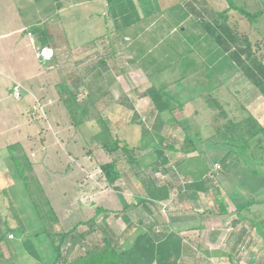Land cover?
Here are the masks:
<instances>
[{"label": "rangeland", "instance_id": "rangeland-1", "mask_svg": "<svg viewBox=\"0 0 264 264\" xmlns=\"http://www.w3.org/2000/svg\"><path fill=\"white\" fill-rule=\"evenodd\" d=\"M28 1L0 0V48L3 49V56H0V202L1 192L5 189L23 215L24 224L32 233L40 228L58 234L69 231L76 224L78 233H86L89 227L84 223L93 219L95 225L105 228L107 236L117 240L123 230H126V221L122 213L131 224L141 223L139 227L136 226V230L139 228L136 232L143 231L142 227L148 225L152 221L151 218L139 208L122 210L123 204L121 205L119 199L122 197L126 204H134L132 194L139 188L125 179L109 185L100 172L101 164L119 159L122 155L118 152L108 154L100 148H94L95 143L91 137L93 126L85 124L81 129H75L57 91L58 86L65 83L67 76L72 78L74 75L78 77L90 75L98 67L103 74L107 72L98 63L102 58V51L98 49L97 44L76 47V43L89 42L112 30V19L100 11V9L104 11L106 6L103 2L89 6L85 12H95L98 16H91L86 22L84 27L90 26L88 32L82 35L74 28L69 34V43L73 44L71 46H74L73 49L66 50V43H54L55 60L44 64L41 62L44 60L42 53L38 54L37 48L32 47L35 39L29 38V47H23L22 44L19 47L16 44L19 35L11 36L13 33L8 35L17 31L21 27V22L29 19L27 15L30 8L31 14H34V6L38 0H32L31 3ZM253 1L255 11L264 6V0ZM207 2L217 11L226 9L227 0H223L222 4L220 0ZM15 4L18 5L17 13L21 14L22 21L19 22L12 10ZM237 4L240 2H236ZM39 10L43 11L42 8ZM232 14L229 23L236 24V29L248 35L251 41L264 37V20L250 25L239 19L235 13ZM74 21L76 24L78 21L82 22L81 18L78 20L74 18ZM151 21L152 19H148L143 24L131 30L125 29L117 35L119 37L126 34L142 40L139 42L137 54L144 70L138 65L137 60L133 61L135 59L133 56L126 58L118 55L107 64H112L108 72L114 77L113 94L119 93L115 86H120L126 94L133 91L141 94L151 86L166 88L164 90L166 96L173 98L170 106L175 105L173 113H166L163 118L168 125L174 118L181 119L182 123L180 128H164L161 131L164 137L170 140V144L176 148L180 147L186 135L182 128L187 127L188 135L192 136L200 132L202 140L197 143L199 155L203 156L206 163L204 168L207 172L204 178L198 177L200 169L195 167L183 168L182 174L177 168L172 167L177 172L176 177H172V173L153 176L160 182L175 184L170 191V198L158 203L159 214L162 219L167 220L170 218L169 213H172L182 227L180 231L174 227L173 231L196 250L195 259H184L180 264H264V246L255 230L245 220H240L239 227L245 229L244 243L233 247L230 243L233 229L228 228L232 220H235V205L244 204L252 199L264 200V132H257L250 139L239 138L240 135L247 133L245 127V129L242 127L245 132L241 127L228 129L225 138L217 133L218 130H223L224 124L226 125L228 121L242 120L246 112L264 128V97L238 69L227 68L231 62L219 48L215 45L210 46L209 41L196 44L201 29L192 20L187 19L186 23L175 26L172 31L170 30L174 27L172 24L163 25L160 20H156L148 27ZM24 34L26 35V31L22 36ZM51 35L54 40L59 34L54 31ZM117 52L119 54L124 50ZM142 54L145 55L141 56ZM147 59L153 62L144 63ZM92 66H96L94 70ZM149 68L153 69L151 73H147ZM15 85L19 87L18 92L13 90ZM78 92L77 98L81 100L86 91L80 87ZM132 93L129 95L130 98L136 96ZM150 100L149 97L138 99L132 109H128L117 97L110 103L103 104L104 106L100 103L98 109L107 119V124L114 134L127 129L129 131L127 135H133L134 141L140 132L135 121H132L133 114L136 112L141 119L148 115ZM177 104H183V107L176 109ZM128 124L132 128H129ZM250 130H253L252 126ZM237 138L240 139L239 143L237 142L238 147L234 148L237 155L231 153L232 156L222 164L221 160L231 149L225 142L236 141ZM245 140L247 145H244ZM18 143L31 165V168L27 169V174L31 189L36 191L32 200L19 180L10 158L11 155L17 156L18 151L10 152L8 146ZM165 152L169 158L187 160L190 157V154H176L169 150ZM229 160L231 163L227 168L226 163ZM189 171H192L194 176L189 174ZM196 178L210 181L205 184L208 192L197 197L201 209H194L191 198L189 196L183 198L179 193V188H184L186 182L197 180ZM234 183L242 190L239 189V195L235 194L236 201H232L228 196L232 190L229 184L234 186ZM215 200L225 207L226 215L219 214ZM46 202H49L54 211L53 217L58 218V222L52 225L50 216L45 211ZM97 208L106 212L97 214L95 211ZM242 215L247 220L258 221L264 216V204L252 206ZM157 222L159 225L162 223L158 219ZM95 225L92 230L95 229ZM194 226L203 228L198 229ZM157 230H160L159 226ZM213 233L216 235L215 239L210 241L209 236ZM102 237L103 232L98 230L87 234L80 244L75 246L68 259L82 255L88 246L101 244ZM121 244H125L124 241L118 242V246ZM37 245L42 257L41 262L52 264L55 253L49 237L43 236L42 242ZM67 245L64 244L61 248L63 254L67 252ZM15 252L27 259L29 264H37L20 245ZM222 252L229 253L228 256L232 258L221 255Z\"/></svg>", "mask_w": 264, "mask_h": 264}, {"label": "trees", "instance_id": "trees-1", "mask_svg": "<svg viewBox=\"0 0 264 264\" xmlns=\"http://www.w3.org/2000/svg\"><path fill=\"white\" fill-rule=\"evenodd\" d=\"M52 1L53 6L50 7L49 11H59L63 8L64 4L61 0ZM148 1L150 0H106L107 9L105 15L112 19V30L106 33V35L95 38L84 44L85 47L97 44L98 48L102 51V58L98 61L101 66H106L107 62L111 61L112 57L117 53V50H115L111 55L106 54L108 43L114 46L117 44V42H115L116 37L122 39L121 36H117L120 32L141 21L136 3L143 11L148 12L147 6L145 5ZM227 3L228 6L222 11H217L211 7L207 0H184L181 2V7L186 16H188L195 25L200 26L199 43L202 44L209 41L210 46L215 45L219 48L231 62L229 64L230 66L227 68L238 69L264 97V37L257 39V41H251L248 35L236 29V24L229 23L233 15L232 13H235L239 16V19L246 21L248 24H256L264 15V8L251 13L244 7L237 6L232 0H227ZM27 31L35 39V47L37 48L38 54L41 53L43 49L50 46L48 34L43 26L34 24L30 26ZM51 59L52 56L49 60ZM152 62L153 61L150 59H147L144 63L150 64ZM151 70L153 69L149 68L147 73H151ZM110 78L112 79L111 81L108 80ZM112 81L113 78L109 73L103 74L98 69H95L90 75L85 74L81 77L74 75L72 78L67 76L65 78V83H61L58 86L57 91L59 99L69 115V121L75 129L79 130L85 124H91V126H93L91 137L95 143L94 148H100L108 154L118 152L122 155L121 159L112 160L100 165V172L106 182L109 185H113L118 180L128 177L133 178L141 187L142 195L134 196L135 205L133 206L126 204L125 199L119 197L121 205L123 204L122 210L126 211L130 207L139 208L147 217H150L152 221L143 227V231L133 234V226L130 225V220L122 213L121 215L126 221L127 230H125L117 240L107 236L108 233L105 228L95 225L93 219H89L84 223L89 227L86 233H78L76 224L67 232L56 234L43 230V232L38 235L49 237L53 244L55 259L52 264H180L184 259H195L196 250L192 249L189 243L182 241L178 233L173 231V228L176 226L175 224L178 223L173 217V214L169 213L170 218L167 220L162 219L161 214H159L157 202L167 201L169 199L172 188L171 185L162 181L160 182L159 179L153 176L156 174L168 175V173H172V177L178 176L176 174L177 172L172 167L177 168L178 172L182 174V169H179L177 163L170 161L165 150H169L171 153L184 155L199 153L197 141L201 142L202 140L200 132H196L195 135L192 136L190 134L188 135L187 127L182 128L186 135L179 145L180 147L176 148L170 144V140L166 139L161 131L164 128H180L182 124L181 119L174 118L169 125L165 122L163 116H165L166 113H173L174 111L173 106L175 104H173L172 107L170 106L173 98H170L169 95L166 96L164 91L166 89L165 87L155 88L151 86L141 94H137L136 91L132 93L138 98L149 97L151 99L149 102L148 110L150 111L148 115L141 119L136 112L133 114L132 121H135L137 124L140 134L136 135L134 141L133 135L128 136L126 134V132H129L127 129H125V131L120 130V133L114 134V131H112L107 124V119L101 115V111L98 109L100 103L101 106H104L103 104L111 100L113 96L111 94L113 93V89H111ZM80 87L84 88L86 92L85 96L81 100H78L77 96ZM116 88L119 92V88L117 86ZM177 106L176 109H180L183 107V104H177ZM221 115L224 116L222 113ZM130 124H128V126L132 128ZM254 125H256L257 128H255ZM251 126L253 128L252 131L250 130ZM237 127H245L247 131L246 133L244 131L245 128H242L245 134L240 135V139L244 137L250 139L253 138L257 132H264V128L246 112L242 120L239 122L228 121L226 125L224 124L223 130H218L217 133L218 135L221 134L222 138H225L224 136L229 131L228 129ZM239 138H237L236 141L229 140V143L225 142V144L231 146V149L221 160L222 164L227 158L232 156L231 153L237 155V150L234 148L238 147ZM246 142L247 140L244 141V143ZM244 145H247V143ZM8 148L10 152L18 151L17 156L11 155L10 158L15 166L19 180L24 188L27 189L30 199L32 200L33 197H35L36 191L32 190L30 186V178L28 177L27 169L31 168V165L27 155L19 143L10 145ZM137 152H142L143 154H138ZM203 170V173L202 170L198 171V177L204 176L205 172H207V169L204 168ZM190 173L194 176L193 172ZM196 179L198 180V178ZM206 181L207 180L200 178L199 181L186 182L184 188H179V193H181L183 198L191 194L198 195L199 192L204 193L208 190L204 188ZM1 194L2 201L0 205L3 206H0V208L6 211L4 217L5 232L1 234L2 239L6 240L7 236L13 233L22 239L21 246L23 250L32 258L38 259V252L32 242V236L27 232L19 210L15 206L7 190L4 189ZM192 199L194 200V197ZM215 203L219 210V214L226 215L227 212L222 203ZM263 204L264 200L256 199L249 200L244 204H237V206H235V214L239 216V221L245 220L249 226L255 230L257 235L262 239L264 246V216L258 221H252L247 220L242 215L243 212L249 211L252 206H261ZM45 211L50 216V221H52L54 212L49 202H46ZM95 211L97 214L106 212V210L101 208H97ZM157 219L162 221L160 225ZM93 225H95L94 230H92ZM157 226H159L160 230H157ZM95 230L103 232L101 244L88 246L82 255L73 259H68L69 256H71L70 253L77 244H80L84 236L93 233ZM119 241H124V243L127 241L128 246H118ZM64 244H68L65 254H63L61 250ZM229 257L232 258L231 256Z\"/></svg>", "mask_w": 264, "mask_h": 264}, {"label": "crops", "instance_id": "crops-1", "mask_svg": "<svg viewBox=\"0 0 264 264\" xmlns=\"http://www.w3.org/2000/svg\"><path fill=\"white\" fill-rule=\"evenodd\" d=\"M61 1L64 4L63 8L61 10H59V11L51 12L49 10H50V7L53 6V1L52 0H38L37 5L34 6L35 7L34 8V12H33L34 14H31L32 13V9L30 8L28 10L29 15H27V16H29V19L27 21H24V23L21 22V24H20L21 27L17 31H14V32H11V33L8 34V35H10V34L13 33L11 36L19 35L17 40H16V44H18L19 47H20L21 44H22L23 47H29V44H28L29 43V38L31 37L30 39H32V38L34 39V37L28 33V31H27L28 28L30 26L34 25V24H39V25L43 26L44 29L46 30L47 34H48L49 41H50V46L48 48L43 49L42 52L45 50V52H44L45 55H49L50 53L52 54L51 55L52 56L51 60H49L50 58L46 59V58L42 57L44 60H41V62L44 63V64L45 63L48 64V63L53 62L55 60L54 58H55V54H56V46H55V48H53L54 47V43H57V42L66 43V46H67L66 50H72L73 49L74 46L71 47L73 44L69 43V34L72 33V30L74 28H75V30L77 32H79V34H82V35H85V33L88 32V29L90 28V26L89 27H84L87 24L86 22L89 21L91 16H98V13H95V12H85V10L88 9L89 6H91L93 4H96V3H100V2L102 3L103 2V4L106 6V9H107L106 0H61ZM182 1H184V0H173L172 2L171 1L169 2V1H166V0H150V1L146 2L147 4H145L147 6L148 12L143 11L140 6H137V3H136V8L139 11V15H140L141 21H139L138 24H136V25H134V26H132L130 28H127V29L131 30L134 27L138 26L139 24H143L146 20L152 19V21L149 23L148 27L152 26L155 23L156 20H160L161 21L160 23L163 24V25L172 24V26H174V27H172L170 29L172 31L173 29H175V26H180L183 23H186L187 19H190L188 16H186L184 11L182 10V7H181V2ZM222 1L223 0H220L221 4H222ZM232 1L235 4H236V2L237 3L240 2V4H237V6H242L247 11H249L251 13L257 12V11L262 10L264 8V6L263 7H259V9H256L257 11H255L256 6L254 5L255 3H254L253 0H238L239 2L235 1V0H232ZM258 1H263V0H258ZM28 2L31 3L32 0H30ZM209 5L211 7H213L212 4L209 3ZM17 6L15 4L12 7V10H13V14L17 15L16 17H17L18 22H19V20L22 21V19H21V16H20L21 15L20 12L17 13V9H18ZM227 6H228V3H226V7ZM40 8H42L43 11L40 12V10H39ZM106 9L104 11L102 9H100V11L105 12V14H106ZM80 10H83V12H81ZM30 14H31V16H30ZM74 18H77V20H78V18H81L82 22L78 21L77 24H76V21H74ZM171 19H176V20L172 21ZM260 20H264V15L259 19V21ZM259 21L257 23H259ZM88 25H90V24H88ZM78 27H79V29H77ZM25 31H26V35L24 34V36H22V33L25 32ZM54 31H57L59 35H57V37L53 40L51 34ZM259 35H260V33L258 34V36ZM98 37H95V38H98ZM121 37H122V39H120V38L118 39L116 37L115 42H117V44H115L114 46H111L108 43V47L106 48L108 50H106V54L107 55H111L113 52H115V50H124V52L119 53V54L117 52L113 57H117L118 55H123L126 58L133 56L135 58V59H133V61L137 60L138 61V65H140L141 62H140V59H139V55L137 54V51H139L138 50L139 42L142 41V40L137 39V37H132V36L126 35V34H123V36H121ZM198 37H199V35H198ZM79 40H80V38H78V41ZM197 40H198V43H199L200 40L198 38H197ZM119 41H120V44H119ZM85 43H80V44L76 43L77 44L76 47L84 46ZM198 43H196V44H198ZM32 47H33V49L35 48V40L32 43ZM144 55L145 54H142L141 56H144ZM0 56H3V49L2 48H0ZM113 57H112V59H113ZM41 62H39V63L41 64ZM110 62H112V60ZM111 65H108V64L106 66L103 65V68L105 69V71H107L106 73H109L108 69H109V67H111ZM140 66H141V69L144 70L142 65H140ZM93 68H95V67L92 66V69ZM96 69L99 70V67L96 68ZM100 72L103 73V71H100ZM106 73H104V74H106ZM111 77L113 78V81H112V84H113L114 83V77L113 76H111ZM108 80L111 81L112 79L110 78ZM117 87L119 88V93L118 94H116L117 92L115 93L116 97H114L115 94L111 93L113 96L111 97L110 101L108 100V103H110L113 99L115 100L117 97H119V99L121 101V104H125L128 107V109L129 108L132 109L133 104L135 102L137 103L138 99L141 100V98H138L137 96H134L133 98L132 97L130 98L129 95L132 92H130L129 94H126L125 91H122L120 86H117ZM111 89H113V85H112ZM115 89H117V88H115ZM194 97H196V95ZM126 134H127V132H126ZM139 154H143V153H139ZM121 158L122 157H119V159H121ZM170 161L173 162V163H177L179 165V169H183V168L187 169L188 167H190V168L195 167L196 169L199 168L200 171L202 170V173L204 172L203 169H204V167L206 165V163H205V161L203 159V156L199 155V153H195L194 155L190 154V157H188L187 160L186 159L185 160L184 159L181 160L180 158L176 157V159L175 158H170ZM230 163H231L230 160L226 163L227 168L230 166ZM185 166H187V167H185ZM190 172H192V171H189V174H191ZM127 178L128 177H126L124 179L127 182L129 181L130 183H132V185L137 186V188H139L138 191L135 194H132V199L134 200V196L140 195V194L142 195L141 187L138 185V183L133 178H128V179ZM193 181H199V180H193ZM193 181H190V182H193ZM162 182H164V181H162ZM164 183H169L171 185V187H172L171 190L175 187V184H172L171 182H164ZM206 183H210V181L207 180ZM229 185L231 186V189H232L231 190V194L228 195L229 199H231L232 201H234V200L236 201L235 194H237V195L240 194L239 193L240 187L236 183H234V186L231 185V184H229ZM204 188L208 189L206 185L204 186ZM116 190H118V189H116ZM207 192H208V190L206 192H204V193H207ZM204 193L199 192L198 195L197 194L189 195V197L191 198L190 201L193 203L192 204L193 207L195 206L194 209H201V205L198 204L199 200H197V197H200V195L204 194ZM192 196L194 197L195 201L192 199ZM169 198H170V195H169ZM160 202H165V201H158L157 203H160ZM215 202H216V200H215ZM133 205H135V202H134V204H132V206ZM0 206H3V205H0ZM235 206H237V205H235ZM130 208H133V207H130ZM19 213H20L21 218L24 219V217H23V215L21 214L20 211H19ZM5 214H6V211L3 208H0V264H29L27 259L21 257L20 254L15 252V250H17V248H18V245L21 246L20 243H21L22 239H20L18 236L14 235L13 233H10L7 236L6 240L2 239V237H1V234L5 232V225H4ZM53 215H55V214H53ZM234 217H235V220H232L231 224H229V227H228V228L233 229V232L230 235L231 240H230V238H229V240H230V243L232 244L233 247H235V246L237 247V246H240V244L242 245L244 243L245 229L243 227H239V225H238L239 216L237 214H235ZM54 222L57 223L58 222V218L53 217L52 221H51V225ZM129 223H130V221H129ZM130 225L133 226V234H134L139 229L138 228L136 230L135 229L136 226L139 227L141 225V223L140 222H137L135 224H131L130 223ZM175 225H176L175 226L176 229L180 231L181 228H182L180 226V224L176 223ZM196 227H198V229H202L203 228V226H194V228H196ZM25 228H26L27 232L30 234V236H32V242L35 245L36 251L38 252V259H35V258H33V259L36 261L37 264H43L41 262V260H40V259H42V257H41V254L39 253V247L37 245V243L40 244L42 242L43 236H39L38 234L39 233L41 234V232H43V230L40 229V228L39 229H35L33 231V233H34L33 234L32 230L29 231V228L26 225H25ZM124 231L125 230H123V232ZM10 236H12V237H10ZM215 236L216 235H214V233L210 234V236H209L210 241H213L215 239ZM229 240H228L227 244H229ZM120 246H123V247L126 246L127 247L128 246L127 241L125 242V244H121ZM221 255L227 257L229 255V253H225V252L223 253L222 252ZM75 257H78V255L75 256ZM228 258H229V256H228Z\"/></svg>", "mask_w": 264, "mask_h": 264}, {"label": "built area", "instance_id": "built-area-1", "mask_svg": "<svg viewBox=\"0 0 264 264\" xmlns=\"http://www.w3.org/2000/svg\"><path fill=\"white\" fill-rule=\"evenodd\" d=\"M44 52H45V50L43 51V52H41L42 54H41V56L43 57V58H46V59H49L50 57H51V53L49 54V55H45L44 54ZM44 54V55H43ZM18 85H15L14 87H13V90H14V92H18ZM11 237V236H10Z\"/></svg>", "mask_w": 264, "mask_h": 264}]
</instances>
